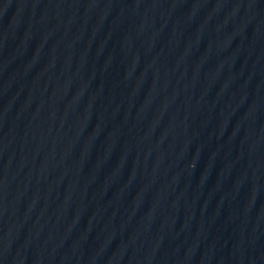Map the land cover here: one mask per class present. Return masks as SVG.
<instances>
[{
	"label": "water",
	"instance_id": "1",
	"mask_svg": "<svg viewBox=\"0 0 264 264\" xmlns=\"http://www.w3.org/2000/svg\"><path fill=\"white\" fill-rule=\"evenodd\" d=\"M0 264H264V0H0Z\"/></svg>",
	"mask_w": 264,
	"mask_h": 264
}]
</instances>
